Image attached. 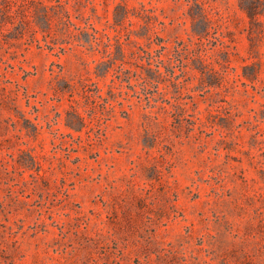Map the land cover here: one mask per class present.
<instances>
[{
    "label": "rangeland",
    "instance_id": "rangeland-1",
    "mask_svg": "<svg viewBox=\"0 0 264 264\" xmlns=\"http://www.w3.org/2000/svg\"><path fill=\"white\" fill-rule=\"evenodd\" d=\"M0 264H264V14L0 0Z\"/></svg>",
    "mask_w": 264,
    "mask_h": 264
},
{
    "label": "trees",
    "instance_id": "trees-1",
    "mask_svg": "<svg viewBox=\"0 0 264 264\" xmlns=\"http://www.w3.org/2000/svg\"><path fill=\"white\" fill-rule=\"evenodd\" d=\"M246 1L247 3H244ZM239 6L250 18L264 14V0H239Z\"/></svg>",
    "mask_w": 264,
    "mask_h": 264
}]
</instances>
